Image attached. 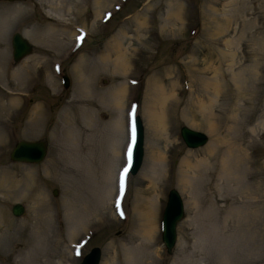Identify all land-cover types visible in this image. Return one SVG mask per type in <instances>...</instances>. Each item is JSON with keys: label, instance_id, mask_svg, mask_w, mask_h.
<instances>
[{"label": "rangeland", "instance_id": "374dc122", "mask_svg": "<svg viewBox=\"0 0 264 264\" xmlns=\"http://www.w3.org/2000/svg\"><path fill=\"white\" fill-rule=\"evenodd\" d=\"M15 32L33 46L21 62ZM132 96L144 159L121 188ZM182 125L207 143L186 148ZM20 139L44 159L11 162ZM171 188L184 217L167 254ZM92 247L100 264H264V0H0V264H78Z\"/></svg>", "mask_w": 264, "mask_h": 264}, {"label": "water", "instance_id": "95a60500", "mask_svg": "<svg viewBox=\"0 0 264 264\" xmlns=\"http://www.w3.org/2000/svg\"><path fill=\"white\" fill-rule=\"evenodd\" d=\"M12 1V0H8ZM13 60L19 61L32 51L30 42L20 33H15L12 37ZM65 87L68 86V77L63 79ZM133 124L135 125V141L132 144V155L130 163V173L136 174L143 160V124L139 115L135 116ZM180 135L184 144L191 149L205 145L208 137L204 132L193 130L187 126L180 128ZM46 154V144L42 140L27 141L20 140L16 143L9 154L13 162L38 163L43 160ZM56 194V191H53ZM11 212L15 216H20L24 212L22 204H14ZM184 205L179 192L172 188L168 192L166 204L162 215V234L161 239L166 247L167 254L172 252L176 243V225L183 217ZM101 258V249L93 247L78 264H99Z\"/></svg>", "mask_w": 264, "mask_h": 264}, {"label": "bare ground", "instance_id": "6f19581e", "mask_svg": "<svg viewBox=\"0 0 264 264\" xmlns=\"http://www.w3.org/2000/svg\"><path fill=\"white\" fill-rule=\"evenodd\" d=\"M53 8V7H52ZM50 6L47 8V9H44V11H45V13L47 14V15H49L50 14V10L52 9ZM63 8V7H62ZM50 9V10H49ZM61 30V29H60ZM62 32H63V30H62ZM47 45V44H46ZM120 46V45H119ZM117 50H119V47H117ZM23 59H21L20 60V62L22 61ZM115 63H116V67H117V69H119V68H121L122 69V72H123V66L126 64L125 63V58H124V56H117L116 57V61H115ZM127 65V64H126ZM121 71V70H120ZM125 71H126V69H125ZM124 92H125V85H124V89H123V91L121 92V93H119L118 95H122V93H123V95H124ZM119 98V96H117V94H116V99H118ZM152 174V173H151ZM155 175V174H154ZM156 198H157V196H156ZM140 208H141V211H143L144 209H146L147 208V203H146V200L143 198L142 199V201H141V203H140ZM141 213V212H140ZM142 214V213H141ZM145 215V217H147V220H146V218H144L145 219V222H143L142 223V228L144 229V233L145 234H147V235H151V233H152V230L151 229H147V225H149V223H150V214L149 213H145L144 214ZM141 216V215H140ZM148 219H149V222H148Z\"/></svg>", "mask_w": 264, "mask_h": 264}, {"label": "snow or ice", "instance_id": "6c2138e0", "mask_svg": "<svg viewBox=\"0 0 264 264\" xmlns=\"http://www.w3.org/2000/svg\"><path fill=\"white\" fill-rule=\"evenodd\" d=\"M132 133H133V142H134L135 141V125L134 124H133V128H132ZM131 155H132V149L130 146L129 150H128L129 161H131ZM127 173H128V168H125L124 172L122 173V176H121V188H123L124 176H126ZM117 206H119V202H117Z\"/></svg>", "mask_w": 264, "mask_h": 264}]
</instances>
